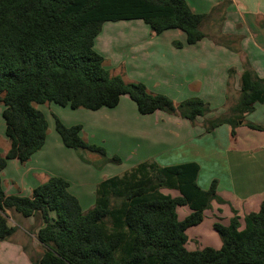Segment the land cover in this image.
Listing matches in <instances>:
<instances>
[{
  "label": "trees",
  "instance_id": "trees-1",
  "mask_svg": "<svg viewBox=\"0 0 264 264\" xmlns=\"http://www.w3.org/2000/svg\"><path fill=\"white\" fill-rule=\"evenodd\" d=\"M219 6L211 12L225 4ZM209 14L193 12L186 0H0V105L9 141L6 153H0V241L16 229L6 214L14 210L41 221L35 237L44 250L31 257L30 264H264V200L257 211L243 217V227L236 215L228 224L213 222L220 247H186V230L203 220L212 199L222 201L215 180L206 189L198 186L199 166L194 161L162 166L147 160L101 180L87 211L59 176L48 177L29 196L7 195L2 187L7 160L25 162L44 144L47 121L37 108L43 103L97 110L114 107L121 95H127L140 114L159 110L193 123L211 112L199 97L174 103L142 82L111 74L94 49L104 22L125 20L143 21L154 35L180 30L186 44H195L207 37L201 26ZM255 103H264V77L245 65L237 101L203 118L204 130L226 123L233 134L239 121L264 130V125L244 122ZM53 120L62 144L77 150L83 161L87 162L84 151L98 154L102 161H120L84 140L80 125L66 126L56 116ZM184 206L190 212L180 219L176 209Z\"/></svg>",
  "mask_w": 264,
  "mask_h": 264
},
{
  "label": "crops",
  "instance_id": "crops-1",
  "mask_svg": "<svg viewBox=\"0 0 264 264\" xmlns=\"http://www.w3.org/2000/svg\"><path fill=\"white\" fill-rule=\"evenodd\" d=\"M186 2L195 13H211L201 26L207 37L195 44H186L184 34L180 30L169 29L154 35L148 28H143L145 27L144 24L136 22L137 29L145 35V39L139 44V46H145L147 49V51H142L146 53L142 59H150L151 56L153 64L151 65L149 62L146 65L150 66L151 72L161 71L169 80L170 76L176 80L184 78L183 81L175 82L174 88L172 84L167 83L165 85L174 89L175 93L201 98L217 115L237 101L239 77L245 65L250 67L258 77H264V0H228V5L225 4V6L212 12V8L220 7L219 5L222 3L220 0L209 2L206 0H186ZM209 20L212 25L207 28ZM176 41L183 43V45L181 47L174 46L173 42ZM138 50L140 52V49ZM100 54L103 56L104 53L101 52ZM149 85L151 88L153 86L154 88L160 87L157 79L151 80ZM128 99L130 98L127 95H121L118 104L114 107H101L89 111H98L97 113L102 114L104 120L112 128L117 127L122 130L131 127L134 138L131 139L133 143L131 147L127 148V152L130 157L136 158V161L130 167L147 160L155 161L162 166L194 161L199 166L196 183L200 188L206 189L214 179L211 181H209L210 179L204 180L202 185L198 183L201 171L198 159L173 160L181 158L178 156H182V149L194 140L195 131L201 133L197 138L205 137L208 134L224 154L225 166L219 171L223 177H221V182L219 183V180L216 182V195L222 201L211 203L213 208L203 211V219L206 211L214 213L217 207L218 211L220 210L216 217L217 221L228 224L230 218L236 215L239 217L240 227H243V217L250 212L257 211L260 203L264 200V130L250 128L243 125L242 122L233 128V134L231 126L226 123L206 133L202 131L203 118L211 117V113L206 114L205 117L196 118L192 123L176 114L171 115L159 110L150 114H140L134 105L135 103L130 99L134 103L131 104ZM121 100L124 101L122 105H120ZM172 101L174 103L180 102L175 101L174 98ZM259 105L264 108V103H255L253 111L245 115L244 122L264 125V120L255 122V119L254 121L246 119L250 115H254V112L259 109ZM37 108L42 111V107L37 106ZM1 111L2 108L0 113ZM262 112L260 110V113ZM152 115L155 116L154 119L151 118ZM46 121L47 132L42 147L25 162H20L17 159L7 160L1 172L3 190L7 195L29 196L31 190L48 177L59 176L68 181L69 191L80 203V198H82L86 188L82 186L81 189L77 188L78 191L73 189L71 180L75 177L80 179L78 184L84 183V179L81 178L84 176L81 169L83 164H80L81 162L76 155L74 156L65 150L69 148L62 144L58 134H55L56 136L53 134L54 120L53 124L47 118ZM4 130L5 124L0 122V143H2L0 153L2 155L6 153L9 146ZM49 139H52L54 143L49 142ZM123 142L126 143V140ZM118 144V149H122L121 142ZM118 152H120L118 156L123 158V151ZM114 154L116 153L112 155ZM106 178L108 177H104V179ZM90 192L95 194L94 189H91ZM6 214L9 225L16 228L10 236V240H13L19 233L17 227L20 226V223L23 232L35 236L37 226L41 223L39 217L25 218L14 210L6 211ZM199 224L195 226H199ZM33 225L34 231H31ZM192 235L196 239H202L199 232L198 235L195 233ZM210 235L209 240H206L204 244H211L214 248L220 247L221 241H217L212 237V234ZM20 238L17 244L10 243V246L16 249L18 254L24 255L22 251L24 249L30 250L28 253H31L32 248L36 247L44 250L36 237L33 241L37 244L32 243L33 246L29 247H26L27 245L23 244Z\"/></svg>",
  "mask_w": 264,
  "mask_h": 264
},
{
  "label": "rangeland",
  "instance_id": "rangeland-1",
  "mask_svg": "<svg viewBox=\"0 0 264 264\" xmlns=\"http://www.w3.org/2000/svg\"><path fill=\"white\" fill-rule=\"evenodd\" d=\"M209 1L212 0H206V2ZM220 1L223 4L228 5V0H220ZM216 16L218 17V14H216ZM136 22H141L142 25L144 24L145 26L143 28L149 29L148 25L143 23V21L141 20H125V21L103 23L99 35L96 36L97 38H96V42L94 43V49L100 53L101 52L104 53L103 57H104L105 67L110 71L111 74L114 75L118 74L125 81L142 82L146 86V88L152 93H161L168 96L169 98L173 97L175 101H182L188 98L187 96L175 93L174 89H171L168 85H165L167 83L172 84L174 88L175 87L174 83L183 81L184 78H179L178 80H176L175 78L170 76V80H169L163 75L161 71L157 72L158 70H155L151 72L149 70L150 66H146L149 62L151 65L153 63L151 62L152 61L151 56L150 59L149 58H144V60L142 59L143 55L146 54L143 53L142 51H147V49L145 46H139V44L145 39V35L142 34L140 30L137 29L138 27H136L137 24ZM211 25L212 22H210L209 20L207 22V28H210ZM138 49H140V52ZM154 79H157L159 81L160 87L158 88H154V86L152 88L150 87L149 82ZM128 100L131 104H134L130 99ZM123 103L124 101L121 100L120 105H122ZM38 106L42 107L41 109L44 112L45 117L48 119V121L51 124H53V116H56L66 126L80 125L81 127L80 135L82 136V138L86 140L88 143H94L102 146L106 151V157L112 158L113 153H116L114 155L118 156L120 153L118 151L120 150L123 151L122 154L124 157L120 158L118 156L120 158L119 162L108 161V160L102 161V158L98 154L84 151L83 154L87 160V162H85L78 157L77 150L71 148L65 149L67 150V152H71V154H73L74 156L76 155L81 162L80 164H83L81 169L82 172L84 173V176L83 177L81 176V178L84 179V183L78 184L80 179L75 177L72 178L71 181H72L73 189H76L77 191L78 189H81L82 186H85L86 191L81 196L82 198H80V203L83 211H87L89 208L92 207V205L95 202V194H93V192L92 193L90 192L91 189L95 190L96 185L102 179H104V177L120 175L125 169L128 170L129 167L133 163H135L136 158L130 157L129 153L127 152V148L131 147L132 146L131 144L133 143V140H131L132 138H134L133 131L130 126L126 129L123 128L122 130H119V128L117 127L116 128L110 127L108 122L104 120L103 115L97 113L98 111H89L88 109H83V108L72 109L69 106H60L53 102L43 103ZM1 108H3L2 105H0V109ZM258 108H259L257 109L258 111L256 110L254 112V115H250V117L246 119L247 120L252 119L253 121L255 119V122L263 121L264 108L262 107V105H259ZM260 110H262L263 112L260 113ZM209 113L212 114L210 115L211 117L216 114L214 113L213 110ZM151 118L154 119L155 116L152 115ZM0 122L4 123L1 113H0ZM243 125L247 126L246 124ZM202 128H203L202 131L206 132L204 130V126H202ZM53 132L54 135L57 134L55 132V129L53 130ZM195 132L196 134L193 136L195 137L194 140H192L189 144H187L188 146L186 145L185 148L182 149L183 150L182 156H178L181 158L173 161H181V159H188V158L198 159L201 165V171H200L198 183L202 185L204 180L207 181L209 179H210L209 181L214 179L215 182L219 180L220 183L222 174L219 173V171L221 168L225 166L224 154L220 151V148L215 144V142L211 140V136L207 134L205 137L201 136L197 138L198 136L201 135V133H198L197 131ZM125 140L126 143L123 142ZM49 142H51L52 144L54 143L52 139H49ZM118 142H121L122 149L119 148L120 150L118 149L119 147ZM1 144L2 143H0V147ZM53 151L56 152L55 149H53ZM162 192L170 194L171 196L177 195V191L174 189L163 188ZM217 201H218L217 198L212 199L210 201V206L207 209H210L211 207L213 208L211 203L213 202L215 203ZM219 211L217 207L214 213L213 212L209 213V211H206L205 217L201 222V224H199V226L191 227L186 231V235L188 237V242L186 244L187 248L200 249L204 246H211V244H204L206 240H209L211 236L210 234H212V237H214L217 241L219 242L221 241L219 235L212 228L213 222L217 221L216 217L219 215L218 214ZM176 212L178 217L182 219L189 213V209L187 206L178 207L176 209ZM20 227H21V223L20 226L17 227L19 233L16 235V237L13 240L9 239L0 242V264H26V262L28 264L31 257L36 258L42 252L43 249L39 247L32 248L31 253L30 252L28 253V251L30 250L27 251L26 249L23 248L24 250L22 251L24 255H20L17 253L16 249L10 246V243L17 244L19 237H21L20 239L22 243L23 244L25 243L27 245L26 247L33 246L32 243L37 244L35 241H33L35 236L33 234L23 232ZM31 229H32L31 231H34V225L33 228ZM198 232L201 235L202 239L200 238L196 239L194 235H192L193 233L198 235ZM22 233L24 234L21 235Z\"/></svg>",
  "mask_w": 264,
  "mask_h": 264
},
{
  "label": "water",
  "instance_id": "water-1",
  "mask_svg": "<svg viewBox=\"0 0 264 264\" xmlns=\"http://www.w3.org/2000/svg\"><path fill=\"white\" fill-rule=\"evenodd\" d=\"M239 123H240V121H239Z\"/></svg>",
  "mask_w": 264,
  "mask_h": 264
}]
</instances>
